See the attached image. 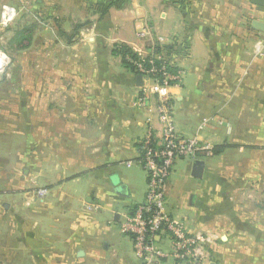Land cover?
<instances>
[{"label":"crops","instance_id":"crops-1","mask_svg":"<svg viewBox=\"0 0 264 264\" xmlns=\"http://www.w3.org/2000/svg\"><path fill=\"white\" fill-rule=\"evenodd\" d=\"M101 1L77 3L79 21L92 23L81 40L94 50L82 56L92 67L79 71L83 85L77 100L61 108L59 117L43 118L45 139L59 142L47 155L53 161L43 186L49 242L56 240L63 249L62 259L50 264H143L119 224L146 199L145 183L139 196L132 180L142 175L148 181L139 157L149 122L138 99L145 88L150 105L155 95L152 80L139 79L111 48L140 45L147 53L133 28L156 30L165 0H130L127 8H111L100 18L95 7ZM118 11L127 16L117 22ZM255 20L264 22V5L252 0H175V33L168 41L180 49L175 62L186 73L171 87L176 127L185 138L210 143L216 153L176 160L167 209L191 233L214 235L203 264H230L233 258L244 264L238 239L264 238V32L253 27ZM52 107L46 104L50 113ZM204 118L210 121L198 132ZM151 119L158 127L157 117ZM198 162L203 163L200 178L193 174ZM155 242L167 250L168 233L162 231ZM160 264L179 262L166 258Z\"/></svg>","mask_w":264,"mask_h":264},{"label":"rangeland","instance_id":"rangeland-1","mask_svg":"<svg viewBox=\"0 0 264 264\" xmlns=\"http://www.w3.org/2000/svg\"><path fill=\"white\" fill-rule=\"evenodd\" d=\"M56 1L62 4L54 5L52 0H0V264H50L62 259L60 243L49 242L52 234L43 189L45 172L53 161L47 155L59 142L45 139L43 118L59 117L61 108L63 112L67 103L77 100L79 86L83 85L79 71H87L88 64L92 67V62H83L82 56L94 50L81 40L88 35V28L78 36L74 34L73 26L80 19V0ZM129 3L130 0L126 8ZM6 7L14 10L10 21L5 17ZM163 8L164 17L160 12L156 14L162 20L156 30L134 26L139 43H170L168 40L175 33V0H165ZM114 16L118 22L120 16L127 15L118 11ZM23 29L27 31L20 42L15 38ZM143 30L150 32L147 39L139 37ZM59 32L69 38L64 39ZM139 47L131 46L138 53ZM164 54L165 59L176 64L175 53ZM182 66L186 69L187 63ZM182 70L181 79L186 75ZM47 103H52V113L46 110ZM174 167L167 179L166 194ZM132 180L141 196L144 183L147 186L146 176ZM56 207L59 209V205ZM54 214L59 218L57 212ZM248 223L252 225L251 221ZM69 224L62 223L65 227ZM260 225L264 226V222ZM238 241L245 248L244 264H264V253L258 249V244L264 246V238L248 235ZM229 254L235 257L234 253ZM235 261L233 258L230 264Z\"/></svg>","mask_w":264,"mask_h":264},{"label":"built area","instance_id":"built-area-1","mask_svg":"<svg viewBox=\"0 0 264 264\" xmlns=\"http://www.w3.org/2000/svg\"><path fill=\"white\" fill-rule=\"evenodd\" d=\"M5 13L8 21L14 17V10L11 8L6 7ZM149 34L150 32L143 30L139 37L147 39ZM139 68L143 77L152 80L150 89L155 95V101L150 105L148 101L151 98L145 88L138 99L139 106L146 109L149 122L144 137L146 151L144 167L149 173L147 194L145 201L139 204L133 213L123 215L119 230L132 239L135 252L143 260V264H160L166 258L178 262L203 264L206 247L214 235L201 231L191 233L181 222L171 217L167 209L166 185L176 160L196 157L198 154L212 156L213 146L197 137L185 138L177 130L171 93L173 85L170 82H178L181 79V72L173 75L165 71L162 79H152L148 75L154 72V69L146 71L142 65H139ZM153 115L157 117L158 127L151 122ZM209 121V118H204L198 132L204 130ZM162 231L168 233L167 250L155 242V238Z\"/></svg>","mask_w":264,"mask_h":264},{"label":"trees","instance_id":"trees-1","mask_svg":"<svg viewBox=\"0 0 264 264\" xmlns=\"http://www.w3.org/2000/svg\"><path fill=\"white\" fill-rule=\"evenodd\" d=\"M129 0H104L101 1V3L97 4L95 7V12L98 13L99 17L102 18L105 15L109 13V10L111 8H117L122 9L124 8ZM171 1V0H168ZM90 20L85 21H79L76 24H74V34L78 36V34L85 28H88L91 25ZM27 29H23L18 32V35L15 39L22 42L25 38V33ZM60 35L65 39H68V34L64 32H59ZM186 45V44H183ZM181 44V46H183ZM151 46V47H150ZM180 46V47H181ZM185 49V48H183ZM148 52L145 54H139L135 50H133L129 45L123 44V43H115L112 48L111 52L114 55L121 56L122 58V64L132 71L134 74L142 75V72L140 71L139 65H142L146 71H151L154 69V72L150 73L148 77H151L152 79H162L163 73L169 72L170 74H178L181 72V69L175 64L173 65L167 58L165 59L163 55L164 53H170V55L173 53H178L180 51L179 48L175 47V43L171 44H162L160 42L149 44L147 46ZM177 82L171 81L170 84L174 85ZM173 103V100H172ZM155 142V141H154ZM152 142V145L154 144ZM140 151L141 155L139 157V162L144 167V157H145V145H144V139L140 143ZM213 153L215 154V148L213 150ZM201 155V154H198ZM181 159V158H180ZM148 173V172H147ZM149 174V173H148ZM137 206L133 211H135Z\"/></svg>","mask_w":264,"mask_h":264},{"label":"water","instance_id":"water-1","mask_svg":"<svg viewBox=\"0 0 264 264\" xmlns=\"http://www.w3.org/2000/svg\"><path fill=\"white\" fill-rule=\"evenodd\" d=\"M252 2L256 5H259V6H263L264 5V0H252ZM253 27L257 30H260V31H263L264 32V22H261V21H254L253 22ZM138 78L139 79H142L143 76L142 75H138ZM193 174L195 177H202L203 175V163L201 162H198L195 164L194 166V170H193ZM83 255V251H80L79 252V256H82Z\"/></svg>","mask_w":264,"mask_h":264},{"label":"bare ground","instance_id":"bare-ground-1","mask_svg":"<svg viewBox=\"0 0 264 264\" xmlns=\"http://www.w3.org/2000/svg\"><path fill=\"white\" fill-rule=\"evenodd\" d=\"M0 65H1V63H0Z\"/></svg>","mask_w":264,"mask_h":264}]
</instances>
